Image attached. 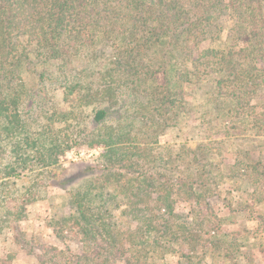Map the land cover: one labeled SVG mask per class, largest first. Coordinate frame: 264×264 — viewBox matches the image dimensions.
<instances>
[{
	"label": "trees",
	"instance_id": "trees-1",
	"mask_svg": "<svg viewBox=\"0 0 264 264\" xmlns=\"http://www.w3.org/2000/svg\"><path fill=\"white\" fill-rule=\"evenodd\" d=\"M192 92L200 129L264 146V0H0V243L46 181L68 196L53 231L83 249L42 246L36 264H160L182 246L180 264L264 253V159L230 165L253 224L231 231L200 211L215 183L204 144L161 146L187 120ZM83 144L100 161L64 166Z\"/></svg>",
	"mask_w": 264,
	"mask_h": 264
},
{
	"label": "rangeland",
	"instance_id": "rangeland-1",
	"mask_svg": "<svg viewBox=\"0 0 264 264\" xmlns=\"http://www.w3.org/2000/svg\"><path fill=\"white\" fill-rule=\"evenodd\" d=\"M192 93V95H188L191 106L185 118L187 120L175 127L172 126L167 128L166 133L160 136L161 146L169 147L171 144L172 151L176 152L177 144L175 143H185L186 149L195 148V145L201 143L204 144L200 153L205 156L206 160L212 161V163L215 164V167L212 168L215 183L213 184L212 190H209V193H207L205 204L201 205L200 211L203 210L204 213L210 211L213 215L217 216L221 220L223 229H237L239 225L246 222L239 211V207L242 206L245 201L247 190L243 188L239 179H235L234 182L231 181L234 180V177H231L233 169L230 165H232L237 158L239 159V157L245 160L259 157L264 159V146L253 148L247 138H239V135L237 133L235 134V131L227 135V132L220 130L200 129V120L199 117H197V111L192 106L198 103L195 101L198 94L196 92ZM61 96L62 95L58 91L55 92V101L60 100ZM60 123L62 126L65 124L64 122ZM153 148L156 147L153 146ZM156 150L157 149H154L153 152L151 151V153L147 155L149 161L155 158ZM101 152L102 150L97 146L88 147L84 144L77 145L68 150L63 164L69 167V163L72 161L97 162V160L100 161L98 157ZM191 156L192 153H188L187 151L183 153V157L186 160L190 159ZM202 161L204 160L202 159ZM54 175V171L49 173L51 181H53ZM31 183L32 182H24L23 185L26 187L30 186ZM20 186L21 185H14L12 187L14 194L17 193ZM38 197L36 201L28 205L25 210L21 212L19 219L14 220L13 225L7 229V232L1 235L3 241L0 243V256L3 257L6 254L12 256L11 260L13 264H36L38 260L45 259L46 256L43 253L42 246L46 245H55L60 249L67 250L71 254H79L82 252L83 246L80 241L72 239L71 235L66 236V234H63L67 237L63 240L57 237L53 231L54 211L58 213L63 212V214L66 215L69 210L66 205V201L68 200L67 193L52 185H46L45 181V185L39 188ZM176 207V211L181 215V218H185L184 215L189 214L191 209L185 202L178 203ZM197 209L199 210V208ZM189 218V216L186 217V219ZM246 223L249 227L253 225L250 221ZM244 242L248 245L252 240L245 239ZM182 248L183 249H181L178 254H166L160 264H180L178 255L184 254L187 251L183 246ZM244 250V253L247 254L245 257L246 261L244 262L242 259L240 264H264V253L258 251L259 249L256 246L252 247V249L247 247ZM128 255L129 254L126 256ZM129 256L133 255L130 254ZM205 259L206 262L210 264H224L223 261L218 260L216 257H212L211 254H207ZM237 262L239 264V258ZM113 264L124 263L113 261Z\"/></svg>",
	"mask_w": 264,
	"mask_h": 264
}]
</instances>
